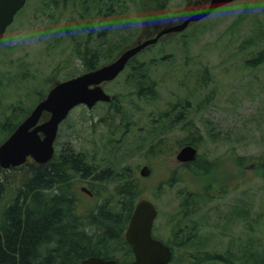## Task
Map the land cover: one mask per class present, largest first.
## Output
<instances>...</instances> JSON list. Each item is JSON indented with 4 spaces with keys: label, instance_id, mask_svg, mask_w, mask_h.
<instances>
[{
    "label": "rangeland",
    "instance_id": "1",
    "mask_svg": "<svg viewBox=\"0 0 264 264\" xmlns=\"http://www.w3.org/2000/svg\"><path fill=\"white\" fill-rule=\"evenodd\" d=\"M192 1L160 0L159 10L148 0H27L0 44V138L54 82L84 72L79 52L85 47L94 51L102 45L98 66L108 63L146 38L155 24L178 20ZM100 31L105 33L98 37ZM259 54L264 63V0L236 1L183 33L164 36L134 58L139 75L157 81V98L137 97L127 67L103 84L116 97L114 104L80 105L69 112L59 125L56 154L84 153L97 174L127 169L139 178L140 198H151L157 209L153 233L164 240L171 241L169 220L179 192L186 186L200 192L206 185L209 198L192 215L196 237L180 251L221 254L227 264H240L251 253L248 264H264V64L246 65ZM176 103L164 118L162 111ZM102 118L111 122L108 128ZM157 124L169 142L186 136L196 142V161L179 165L178 147L165 159L146 157L145 139ZM142 165L151 169L147 178L138 174ZM170 173L177 181L168 187ZM24 176L26 165L3 172L6 199ZM98 182L103 194L112 191L111 182ZM93 202L83 195V206Z\"/></svg>",
    "mask_w": 264,
    "mask_h": 264
},
{
    "label": "trees",
    "instance_id": "2",
    "mask_svg": "<svg viewBox=\"0 0 264 264\" xmlns=\"http://www.w3.org/2000/svg\"><path fill=\"white\" fill-rule=\"evenodd\" d=\"M82 1L62 0L65 4ZM148 1L161 10L162 5L158 3L160 0ZM96 13L99 15V10ZM104 33L100 31L97 36ZM101 47L99 45L94 51L85 47L79 52L84 71L98 67L99 58H103ZM255 59L247 61L246 65L252 68L264 64L261 54ZM134 61H130L127 67H130V77L134 79L132 82L137 97L140 100L156 99L157 81L148 75L140 76V68L136 67L137 64L134 65ZM205 76L203 73L200 77L204 79ZM177 103L168 104L167 110L162 111V116L165 118L170 115V110H174ZM117 111L118 109L115 113ZM99 122L107 128L111 123L106 118ZM188 127L190 125L184 124L185 130ZM167 133L158 124L148 131L149 136L145 139L146 157L165 159L171 149L184 144H196L188 136L169 142ZM183 140L186 141L182 142ZM89 160L84 153L66 151L56 154L44 166L30 164L22 184L14 189L8 199L6 181L0 169V264H80L88 257L121 262L132 260L133 255L124 240L123 232L136 201L142 195L139 178L132 176L127 169L114 173L105 169L97 174L92 170ZM88 177L90 179L85 180ZM99 179L111 182L112 191L103 194V189L98 188ZM174 179L176 178L170 173L166 182L168 187ZM79 181L85 182L90 197L94 200L89 206L82 205L85 194L75 188ZM200 188L199 192L186 186L179 192L177 211L169 220L171 241L161 239L153 233L154 238H158L172 250L173 256L169 264H212L213 261L227 264L226 258L221 254L180 251L187 248L188 242L196 237L191 232L197 228L192 215L196 214L210 195L205 192V188L208 189L206 185H201ZM248 255L249 257H243L240 264L251 261L253 256L251 253Z\"/></svg>",
    "mask_w": 264,
    "mask_h": 264
},
{
    "label": "water",
    "instance_id": "3",
    "mask_svg": "<svg viewBox=\"0 0 264 264\" xmlns=\"http://www.w3.org/2000/svg\"><path fill=\"white\" fill-rule=\"evenodd\" d=\"M233 0H211L206 9H202L180 24L163 30L154 37L137 39L131 46L125 48L107 65L91 70L82 75L56 83L43 98L0 144V168L8 169L23 164L27 157L39 166L47 164L53 156V142L59 123L69 111L77 105H85L91 109L97 102H110L112 97L101 88V83L109 82L117 77L127 62L145 48L155 44L167 33H179L190 22L198 21L216 8ZM26 0H0V40L5 28L12 22L15 14L23 7ZM47 112L49 118L40 125H36L41 115ZM196 157V149L185 145L176 153L175 160L179 163L192 162ZM150 170L142 166L139 170L141 177H147ZM81 191L90 195L89 191ZM153 203L142 198L136 203L128 219L124 232L126 243L130 246L133 260L131 262H116L103 260L98 257H88L81 264H168L172 253L168 246L151 237V228L156 217Z\"/></svg>",
    "mask_w": 264,
    "mask_h": 264
},
{
    "label": "flooded vegetation",
    "instance_id": "4",
    "mask_svg": "<svg viewBox=\"0 0 264 264\" xmlns=\"http://www.w3.org/2000/svg\"><path fill=\"white\" fill-rule=\"evenodd\" d=\"M237 1H239V0H237ZM210 2H211V0H193L191 2V4H188L187 7H189V8L183 13L182 17H180L178 20H176L174 22L170 21L169 23H167L165 25L158 24V25L155 26V29L165 28V27L173 25L175 23H179L180 21L182 22L184 19H186V18H188V17L200 12L202 9H206L208 7V5L210 4ZM232 3H234V2H232ZM232 3H230V4H232ZM230 4H228V5H230ZM228 5H226V6H228ZM221 8H223V7H221ZM221 8H219V9H221ZM219 9H217V10H219ZM42 98H40V99H42ZM46 119H47V114H42V116H41V118L39 120V123L45 121ZM14 127L15 126H13V127L10 126L9 127V129L7 130L4 138L3 139L0 138V143L3 142L13 132V130L15 129ZM27 161H29V159H27Z\"/></svg>",
    "mask_w": 264,
    "mask_h": 264
}]
</instances>
